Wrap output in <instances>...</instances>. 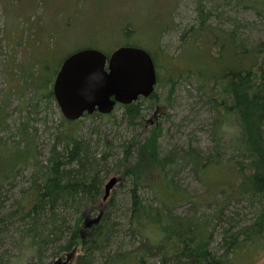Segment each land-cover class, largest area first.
<instances>
[{
    "label": "trees",
    "instance_id": "obj_1",
    "mask_svg": "<svg viewBox=\"0 0 264 264\" xmlns=\"http://www.w3.org/2000/svg\"><path fill=\"white\" fill-rule=\"evenodd\" d=\"M103 1L97 0L93 6L96 7L97 2L102 3ZM133 1L135 0H120V4L117 3L118 0L104 1L105 6L117 10L118 15L111 17L110 24L115 25L114 27L105 28L103 26L104 29L110 31L103 30L104 35L111 37L123 34L126 39L139 35L136 33L138 28L130 20L120 21L130 12L126 6L131 5ZM178 1L155 0L156 17L165 18V20L162 19L163 22L158 28L160 38L175 27L172 13ZM243 1L237 0V3L256 9L259 13L264 12V6L260 8L252 0ZM169 8H172V12L168 16ZM98 10L105 9L99 8ZM195 11L198 25L190 30L195 34L190 37L187 31L183 33L182 38L188 37L187 40H193L195 46L202 51H205V45H207L211 53L209 57L205 56L204 52L202 53L203 65L207 67L215 65L218 71L205 75L196 68L190 71L188 69L182 71L177 79H175V73L166 72L164 81L158 74L156 89L149 99H155L157 102V87L163 83L165 87L170 86L169 92L172 94L175 90L174 84L181 79L192 78L206 95L203 96L208 97L203 99L205 97L201 96L200 100L203 99V103L208 104L215 115L213 133L216 147H221L224 136L227 135L226 130H234L233 126L239 130L231 134L233 137L231 145L238 152L240 157L238 160L230 158L224 162L221 160L220 151L205 157L194 152L183 153L177 157L183 161L184 165L190 163L195 166L197 168L195 171L200 172L202 179L207 175V166L211 164L223 167L226 165L233 171L234 177L229 178L228 181L231 184L228 187L230 190L219 189L223 185L221 182L215 186L216 190L213 195L210 194V200L205 202L207 206H212V213L201 215L195 213L189 216L173 214V208L191 201L195 205L202 202L192 198L185 191L180 192L174 181L175 178L168 174L169 168L176 170L177 165H172L177 164V159L174 160L172 156L163 157L162 151H159L158 139L161 136V125L155 124L151 135L144 142L135 139L131 144L123 146L126 154L123 161H128L132 148L135 147L138 158L136 162L126 167L123 177L128 176L133 179L130 191L131 223H133L134 232L145 235L146 227L152 224L154 229L161 234L159 243L151 244V247L145 251L133 250L130 253L111 255L107 252L114 238L110 213L104 207H99L100 201L103 200L101 195L104 181L108 176L104 172L105 166L101 168V163L103 165L106 158H97L90 148L91 142L81 138L77 134L78 131L71 128L67 129V132L57 133L56 144L57 141L60 143L63 139L62 150H58V145H53L47 164L40 165L35 148L31 146L30 135L32 133L27 124L18 133V140L11 142L0 137V145L9 142L7 146L14 151L13 154L16 157L12 160L10 156L11 163L8 160L10 164L6 169H0V245L3 244V233L13 223L22 222L26 224V230L22 231V237L17 246L20 249L24 247V242H27L37 260L34 264H45L41 259L43 249L47 246H53V256L58 257L57 261L48 264H93L98 256L106 257L105 264H146L147 260L152 259L153 256H160V264H232L241 253L255 250L260 253L264 252V42L249 45L247 37L243 36L242 32V29L247 27L244 22L239 23L234 18H227L232 23L231 27H215L210 23L213 11H206L200 6H197ZM97 26L95 24L94 27ZM94 27L90 25V30ZM130 28L133 29L131 37L128 34ZM85 30L89 31V26ZM151 30L150 35L155 37L163 54L159 58L161 61L165 60L168 61L167 63L174 64L176 63L174 61L181 59L180 56L184 51L178 54L179 58L178 55L167 54L160 44L161 40L154 35L155 31ZM92 38L95 39V36ZM187 40L183 46L184 50ZM125 45L137 46L150 51L157 68L158 56H155L147 45L140 46L131 43ZM106 53L110 54V52ZM167 55L171 56V62L167 59ZM30 88L36 89L39 93V101L55 99L51 81L47 80L43 86L36 85L26 90ZM123 107L128 121L134 122L135 119L142 117L139 106L135 103ZM28 109L31 110L30 107ZM67 122L78 124L80 121ZM3 128V124L0 123V129L4 131ZM21 136L28 137L29 144H24L20 140ZM20 144H24V147ZM2 156L0 153V166L3 168ZM4 159L7 160L6 157ZM31 162L35 166L32 184L23 192L20 199L15 201V209L7 211V196L3 195L1 188L5 185L12 186L22 167ZM197 174L195 176L198 177ZM120 185H122V178L117 186ZM146 187L154 191V197L158 201L156 206L147 204L144 196L140 194V190ZM218 193L223 196L221 200L215 199ZM177 196L183 198L174 199ZM240 199L246 201L247 206L253 210V217L250 221L246 219L247 215L241 216L239 210L236 213L233 212L232 215L224 213V209L230 202L240 201ZM81 206L87 209L91 206L100 208L101 220L98 224L87 228L82 224L83 217H79L80 219L71 231V236L68 237L65 234L70 231L67 229L71 227L68 226L66 219L60 217V209L64 212L68 208L77 209ZM193 210L195 211L196 208ZM218 232L222 235L218 246V249L223 250L220 255H217V251L211 248L215 234ZM64 237L65 242L60 244ZM150 242L154 243L151 240ZM6 262L5 254L0 255V264H7Z\"/></svg>",
    "mask_w": 264,
    "mask_h": 264
},
{
    "label": "rangeland",
    "instance_id": "obj_2",
    "mask_svg": "<svg viewBox=\"0 0 264 264\" xmlns=\"http://www.w3.org/2000/svg\"><path fill=\"white\" fill-rule=\"evenodd\" d=\"M96 1L0 0V123L4 127V131L0 129V137L11 142L18 140V133L28 124L29 131L32 133L31 138L29 137L32 141L30 144L35 148L40 165L47 164L50 149L56 144V136L59 131L67 132V129L74 128L81 138L91 142L90 148L94 155L96 154L99 159L106 158L103 165L101 163V168L105 166V175H108L104 185L113 176L118 175L122 178V185L116 186L111 196L106 200H101L99 204L100 208L104 207L110 213V222L113 227V244L107 249V252L117 255L118 253H130L133 250H138V252L148 250L151 244L159 243L158 240L161 236L152 224H148L146 227L145 235L134 232L133 223H131L132 199L130 191L133 179L128 176L123 177V174L125 175L126 167L136 162L138 158L135 147L132 148L128 161H123L126 155L123 146L131 144L135 139L144 142L151 135L155 124H158L161 125L158 146L163 157L172 156L175 160L187 152H194L205 157L220 151L221 160L225 162L230 158L234 160L240 158L238 152L231 145L233 139L231 134L239 130L236 129V126H233L234 130L231 128L230 131L226 130L227 135L224 136L221 147H216L213 133L215 115L208 107L209 105L203 103V99L208 97H205L206 95L192 78L179 80L173 85L175 90L172 94L169 92L170 86L165 87L164 83L158 86L157 102L155 99L149 98H141L135 102L139 106L142 117L135 119L134 122L128 121L124 115L125 109L121 106L116 107L109 116L98 114L92 117L84 116L78 124H71L63 116L55 99L39 101V93L36 89H26L36 85L43 86L47 80L52 83L62 60L78 50L92 47L111 54L116 48L127 43L147 45L151 52L158 56L157 70L163 81L166 79V72L175 73V79H177L182 71L188 69L190 71L194 68L202 71L205 75H211L218 69L215 65L212 67L203 65L201 60L203 52L208 57L211 53L207 45H205L207 52L206 49L202 51L195 46L193 40H187L188 37L182 38L183 33L187 31V35L190 37L195 34L190 30L198 25L195 11L197 6L206 11H213L210 23L215 27H231L232 23L228 21L229 18H234L239 23L244 22L247 27L242 29V32L243 36L247 37L249 45L264 42V12L259 13L256 9L239 5L237 0H179L172 13L173 26L175 27L160 38L158 28L163 22L162 19L165 20V18L156 17L155 0H135L131 5L126 6L130 12L124 15L120 21L130 20L138 28L136 33L139 35L131 37L133 29L130 28L128 34L131 39H126L123 34L111 37L104 35V31H110L104 29L103 26L105 28L115 26L110 23L111 17L118 16L117 10L106 7L107 0H104L106 2L102 0V3H96L98 9H105L100 11L93 6ZM119 1L118 4L121 3ZM252 1L260 8L264 6V0ZM171 12L172 8H169L168 16ZM95 24L98 25L96 28ZM90 25L94 27L91 30ZM87 26H89V31L85 30ZM151 29L155 31L154 35L161 40L160 44L167 54L178 55L184 51L180 56L181 59L174 61L177 64L167 63L168 61L165 60L163 62L159 59L163 54L155 37L150 35ZM94 36L95 39L92 38ZM186 40V49L184 50L183 46ZM96 42L97 44H95ZM167 59L169 62L172 60L170 55H167ZM214 61L216 60L214 59ZM201 96L205 98L200 100ZM29 107L31 110L28 109ZM20 140L24 144H29L26 136H21ZM62 140L60 143L57 141L58 150L63 148ZM8 144L10 143L0 145V153L3 155L1 160L3 168L0 166L2 170H5L11 163L10 156L12 160L16 158L13 154L14 151L7 146ZM24 144H20V146L24 147ZM176 165V170L169 168L167 172L175 178L178 190L185 191L202 203L195 205L191 201L176 208L172 207L173 214L189 216L195 213L197 215L212 213V206H207L205 202L210 200V194L213 195L217 184L223 182L219 189H228L231 185L228 183L229 178L234 177L233 171L226 165L223 167L211 164V166H207V175L202 179L200 172H196L197 168L192 164L184 165L183 161L177 159V164L173 163L172 166ZM19 173L12 186L5 185L1 188L3 195L7 196V211L15 209V201L20 199L23 192L31 186L35 175L33 162L23 166ZM196 174L198 177L195 176ZM140 194L144 196L147 204L156 206L158 203L152 188H142ZM104 195L103 188L101 196L104 197ZM215 197V199L221 200L223 196L218 193ZM182 198L177 196L174 199ZM85 208L83 206L77 209L68 208L64 212L60 209V217L66 219L68 226L71 227L67 229L70 231L66 232V236H71V231L80 219L79 217H83L82 224L86 221L91 225L94 224L93 220L99 214L100 208L94 206ZM193 208L196 210L194 211ZM238 210L241 216L247 215V220L252 219L253 210L247 206L246 201L241 199L230 202L224 209V213L232 215ZM24 230H26V224L15 222L3 233L4 239L1 236L3 244L0 245V255L5 254L7 264H34L37 262L33 256L34 252L28 247L27 242H24V247L20 248L21 250L17 246ZM65 240L64 237L60 244H63ZM150 240L154 243H151ZM221 240L220 232L216 233L211 248L217 251V255L223 252L218 249ZM53 253V246L45 247L42 252V262L48 264L57 261L58 257L53 256ZM150 259L146 264H160V256H153ZM105 261V256H98L93 264H105ZM232 264H264V252L260 253L255 250L254 252L241 253Z\"/></svg>",
    "mask_w": 264,
    "mask_h": 264
},
{
    "label": "water",
    "instance_id": "obj_3",
    "mask_svg": "<svg viewBox=\"0 0 264 264\" xmlns=\"http://www.w3.org/2000/svg\"><path fill=\"white\" fill-rule=\"evenodd\" d=\"M156 84V66L145 49L121 46L108 57L98 49L86 48L64 60L53 92L66 119L78 120L95 112L109 114L117 104L129 105L141 97L147 98ZM118 181L114 176L105 184L104 200ZM101 217L98 215L93 222L99 223Z\"/></svg>",
    "mask_w": 264,
    "mask_h": 264
},
{
    "label": "bare ground",
    "instance_id": "obj_4",
    "mask_svg": "<svg viewBox=\"0 0 264 264\" xmlns=\"http://www.w3.org/2000/svg\"><path fill=\"white\" fill-rule=\"evenodd\" d=\"M150 52V51H149Z\"/></svg>",
    "mask_w": 264,
    "mask_h": 264
}]
</instances>
